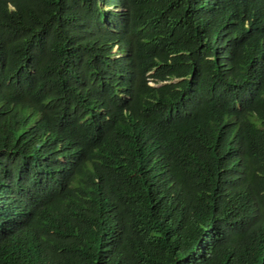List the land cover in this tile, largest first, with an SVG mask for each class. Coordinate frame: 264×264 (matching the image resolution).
Here are the masks:
<instances>
[{
  "label": "trees",
  "instance_id": "1",
  "mask_svg": "<svg viewBox=\"0 0 264 264\" xmlns=\"http://www.w3.org/2000/svg\"><path fill=\"white\" fill-rule=\"evenodd\" d=\"M0 264H264V0H0Z\"/></svg>",
  "mask_w": 264,
  "mask_h": 264
},
{
  "label": "rangeland",
  "instance_id": "2",
  "mask_svg": "<svg viewBox=\"0 0 264 264\" xmlns=\"http://www.w3.org/2000/svg\"><path fill=\"white\" fill-rule=\"evenodd\" d=\"M115 9V8H114ZM118 11H122V9L119 7V10Z\"/></svg>",
  "mask_w": 264,
  "mask_h": 264
}]
</instances>
